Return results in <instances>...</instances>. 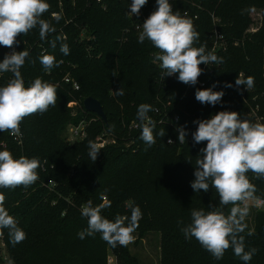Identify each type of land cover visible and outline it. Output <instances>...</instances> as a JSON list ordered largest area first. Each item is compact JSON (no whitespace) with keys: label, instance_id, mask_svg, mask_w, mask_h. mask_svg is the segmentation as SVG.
<instances>
[{"label":"trees","instance_id":"1","mask_svg":"<svg viewBox=\"0 0 264 264\" xmlns=\"http://www.w3.org/2000/svg\"><path fill=\"white\" fill-rule=\"evenodd\" d=\"M47 2L50 9L42 19L56 32L41 40L35 28L17 37L13 51H29L20 69L25 86L37 77L51 83L57 91L56 106L25 118L17 140L9 132H0V150L11 151L14 158L23 155L40 161L39 179L33 185L0 188L5 207L27 234L22 243L13 246L8 230L2 231L11 264H97L104 248L114 254L118 264H140L128 245L112 247L99 233L78 238L77 233L87 227L80 207L89 200L93 206L110 203L101 213L109 220L117 215L130 218L129 203L139 206L142 218L134 234L136 238L148 231L159 234L158 264H244L232 248L222 259H215L195 238L186 240L181 228L191 222L192 209L207 212L212 210L210 206L220 207L215 189L195 193L191 187L195 162L206 146V142L194 144L191 133L197 125L193 121L219 111H235L241 119L253 122L248 109L257 104V114L264 123V0H169L173 11L192 20L199 33L194 46H204L206 52L223 58L221 64L200 65L204 70L198 78L201 86L185 85L176 76L164 78L158 64L152 62L157 50L147 40L138 43L141 29L134 30V24L142 25L156 9V0H148L137 19L129 16L132 0ZM253 9L260 10L261 25L249 32ZM54 14L62 17L59 22ZM57 35L66 39L52 48L49 41ZM61 43L69 46V55L60 52ZM213 43L218 46L213 48ZM7 50L0 46V61ZM43 54H52L62 63L46 73L39 62ZM239 73L244 78L254 77V87L236 88ZM63 75L78 87L64 82ZM12 78L11 72L0 73V87ZM216 82L213 90L225 93L221 103L212 106L196 101V89L212 87ZM225 82L234 87H224ZM121 87L124 94L117 95ZM86 95L100 102L105 119L83 108L81 100ZM141 103L158 109L148 113L156 122V143L147 150L139 139L141 129L131 124L138 122L136 112ZM173 115L177 121L171 125ZM81 119L86 122L85 135L67 140L66 126ZM181 125L188 131L184 143L178 141L176 132ZM98 134L107 140L93 162L88 143ZM168 137L173 143L166 141ZM248 177L256 188L254 196L260 195L264 179L251 172ZM231 207L222 210L227 215ZM245 223L247 228L241 233L245 251L257 249L249 264H264V210L251 207Z\"/></svg>","mask_w":264,"mask_h":264},{"label":"clouds","instance_id":"2","mask_svg":"<svg viewBox=\"0 0 264 264\" xmlns=\"http://www.w3.org/2000/svg\"><path fill=\"white\" fill-rule=\"evenodd\" d=\"M147 2L132 0L128 11L131 17L139 16ZM156 5V9L138 26L141 29L138 43L143 44L147 40L157 50L153 53L152 62L158 64L164 78L176 76L178 82L194 86L204 71L201 64H221L223 58L214 52H206L204 46H194L199 33L192 20L181 16L179 11H173L169 0H156ZM49 9L47 0H0V46L14 48L18 44V36H25L35 28L39 29V38L47 40L50 33L56 32L48 20L42 19ZM54 18L59 22L62 17L54 14ZM64 39V36L57 35L49 43L52 48H56L57 41ZM60 52L69 55V46L61 43ZM29 55L25 48L5 54L0 61V73L13 74V78L0 87V132H9L13 137L20 133V125L25 118L42 115L50 107L56 106L57 101L56 87L40 77L25 86L20 69ZM39 62L46 73L62 63L52 54L41 55ZM218 83L206 89H196V101L212 106L221 103L224 91L213 90ZM254 84V77L244 78L240 73L235 80L236 88L243 85L250 90ZM224 87L231 88L234 85L225 82ZM115 93L123 95L122 87ZM152 111L158 109L141 103L136 112L138 122H134L141 129L139 139L147 146L145 150L156 143L153 134L156 122L148 115ZM193 124L197 125L191 133L194 144L206 142V146L200 149L195 162V179L191 187L195 193L215 189L220 207L210 206L212 210L207 212L192 209L191 222L182 227L181 232L186 240L195 238L217 260L222 259L226 250L232 248L236 257L244 264H249L257 249L245 251V237L241 233L247 228L245 220L250 213L248 201L255 199L264 204V200L254 196L256 188L248 177L251 172L256 178L264 179V123L241 119L235 111H219L210 118L194 120ZM176 132L178 141L186 142V126H178ZM159 135L163 137L164 132L161 131ZM168 143L173 142L169 140ZM88 148V155L95 162L101 148L94 141H89ZM39 167L40 161L35 157L21 155L14 158L11 151L0 150V188L14 190L21 186L30 187L39 179ZM228 205L232 207L226 215L222 209ZM110 206V203L93 206L90 200L82 205L81 215L86 218L87 227L77 233L78 238L84 239L99 233L101 239L112 247H126L134 242L133 233L139 227L141 209L129 203L130 218L117 215L114 220H109L101 213L102 209ZM4 229L8 230L9 242L13 246L27 238V234L18 226L17 219L5 207L4 195L0 194V234ZM248 235L252 233L248 232Z\"/></svg>","mask_w":264,"mask_h":264},{"label":"rangeland","instance_id":"3","mask_svg":"<svg viewBox=\"0 0 264 264\" xmlns=\"http://www.w3.org/2000/svg\"><path fill=\"white\" fill-rule=\"evenodd\" d=\"M252 23L248 28L249 32H253L261 25V18H260V10L253 9L250 11ZM217 24L214 23L213 27ZM218 46L217 43H213L212 47ZM249 208L253 207L251 205V200L248 201ZM135 239L134 242L128 245L129 250L132 254H134L140 264H158L159 258V234L155 231H148L142 237L136 238V235L133 233ZM111 251L107 248H104V253L102 256V260L100 263L97 264H107L106 256L109 255ZM0 254L2 255L3 263L2 264H11V262L7 258L6 250L1 239L0 234ZM95 262V261H94ZM96 264V263H95Z\"/></svg>","mask_w":264,"mask_h":264},{"label":"built area","instance_id":"4","mask_svg":"<svg viewBox=\"0 0 264 264\" xmlns=\"http://www.w3.org/2000/svg\"><path fill=\"white\" fill-rule=\"evenodd\" d=\"M96 3H101V0H95ZM129 11H130V8H129ZM129 16L131 17V15L129 14ZM139 16H136V15H132V18H138ZM139 23H135L134 24V30H138L139 29ZM13 51V48H8L7 50V53H10ZM62 80L64 82H68L70 83L71 87L76 89L78 87L77 83L72 80L69 76L67 75H63L62 76ZM199 86L203 85V82L200 81L198 79V83H197ZM257 104H255L253 107H249L248 109V113L249 115L252 116L253 118V123H261V115L257 114ZM156 109V108H155ZM158 112V111H157ZM160 120V119H159ZM177 121V116H171L170 119H169V123L171 125H174ZM86 122L81 119L79 120L78 122L76 123H69L67 126H66V139L67 140H73V139H78V138H81L85 135V129H84V126H85ZM133 126H135V123L132 122L131 123ZM10 135V133H9ZM11 137L15 140L18 139V137H20V133L18 135H16L15 137H13L11 135ZM189 137V136H188ZM107 140V138L103 137L102 134H98L95 136V139H94V142H96L99 146H101L105 141ZM170 138H166V141H169ZM255 197H258L260 198L261 200H264V185L262 186V191H261V194L260 195H257ZM104 199V196H102V200ZM251 205L253 207H255L256 209H260V210H264V204H260L257 202V200L253 199L251 200ZM81 209V207H80ZM106 262L107 264H118L117 261H116V258L114 256V254L111 252L109 253L108 256H106Z\"/></svg>","mask_w":264,"mask_h":264},{"label":"water","instance_id":"5","mask_svg":"<svg viewBox=\"0 0 264 264\" xmlns=\"http://www.w3.org/2000/svg\"><path fill=\"white\" fill-rule=\"evenodd\" d=\"M81 104L85 110L92 111L100 118L105 119L100 102L91 95H86L82 98Z\"/></svg>","mask_w":264,"mask_h":264}]
</instances>
